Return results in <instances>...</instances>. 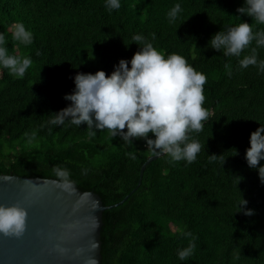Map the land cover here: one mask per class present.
Here are the masks:
<instances>
[{"label": "trees", "instance_id": "1", "mask_svg": "<svg viewBox=\"0 0 264 264\" xmlns=\"http://www.w3.org/2000/svg\"><path fill=\"white\" fill-rule=\"evenodd\" d=\"M177 2L182 11L170 23L167 12ZM242 3L121 0L109 11L104 0H0V32L9 52L33 61L23 77L0 68V173L60 180L53 166L66 167L77 188L94 191L104 205L117 203L136 187L141 165L154 153L143 139L129 143L107 129L90 136L85 125L48 124L70 103L64 94L73 90L74 74H109L138 49L134 33L153 39L154 32L160 51L184 55L207 76L209 117L202 130L190 133L203 146L197 159L158 157L127 199L103 211L100 264H264V183L244 156L250 132L264 123V71L241 68L239 57L225 56L209 41L242 19L264 29L238 15ZM17 20L33 32L31 44L12 38ZM252 46L255 41L241 56ZM256 47L264 58V47ZM33 131L29 142L26 134ZM212 153L220 155L212 160ZM241 194L251 215L237 212ZM193 238L192 255L181 261L177 250Z\"/></svg>", "mask_w": 264, "mask_h": 264}, {"label": "clouds", "instance_id": "2", "mask_svg": "<svg viewBox=\"0 0 264 264\" xmlns=\"http://www.w3.org/2000/svg\"><path fill=\"white\" fill-rule=\"evenodd\" d=\"M104 2L109 11L121 6V0ZM181 11V4L175 3L167 12L169 22H174ZM236 12L264 24V0H243ZM11 34L15 41L25 45L31 44L34 38L22 20L13 22ZM150 35L153 39L143 33H134L131 42H135L138 49L130 59L120 58L109 74L104 69H97L94 73L76 72L73 90L64 94L70 103L53 112L47 123L64 125L67 121L77 126L85 125L90 136L96 135V130L107 129L110 136H119L129 143L143 139L152 153L166 154L171 161L191 163L196 160L203 146L198 139L190 138V133L202 130L209 117V109L204 105L207 76L190 64L184 55L178 52L165 55L154 46L156 34ZM209 41L211 48L222 51L225 56L239 57L241 68L256 65L259 71H264V58L258 57L256 47H264V29L254 30L248 20L242 19L238 24L227 26L226 30L220 28ZM253 41L256 46L241 56ZM32 63L31 56L10 53L6 37L0 32V68L23 77ZM26 135L31 142L36 132ZM130 155L135 158L133 153ZM208 155L209 159L215 160L220 154ZM244 156L247 165L257 170L261 183H264V163H261L264 160V123H259L250 132ZM53 167L63 187L72 184L66 167ZM237 176L240 177L238 185L242 177ZM247 204L248 200L241 194L237 212L251 215L254 210L245 207ZM27 216V209L19 203H0V233L21 235L27 226ZM183 234L192 235L190 231ZM194 248L193 238L187 246L177 250L179 259L183 261L190 257Z\"/></svg>", "mask_w": 264, "mask_h": 264}, {"label": "water", "instance_id": "3", "mask_svg": "<svg viewBox=\"0 0 264 264\" xmlns=\"http://www.w3.org/2000/svg\"><path fill=\"white\" fill-rule=\"evenodd\" d=\"M162 155L149 156L136 187L112 205L57 179L0 173V203H19L28 212L21 235L0 233V264H100L103 211L127 199L145 167Z\"/></svg>", "mask_w": 264, "mask_h": 264}]
</instances>
